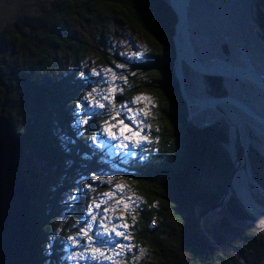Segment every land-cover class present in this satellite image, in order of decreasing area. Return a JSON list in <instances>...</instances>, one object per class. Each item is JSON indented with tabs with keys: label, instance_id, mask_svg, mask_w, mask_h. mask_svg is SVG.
Wrapping results in <instances>:
<instances>
[{
	"label": "trees",
	"instance_id": "trees-1",
	"mask_svg": "<svg viewBox=\"0 0 264 264\" xmlns=\"http://www.w3.org/2000/svg\"><path fill=\"white\" fill-rule=\"evenodd\" d=\"M256 5L264 32V0ZM176 23V14L163 0H0V112L26 140L22 169L30 187L33 236L25 264H66L59 257L63 238L53 237L59 228L55 220L67 211L63 195L79 176L110 171L105 153L90 143L89 133L80 135L72 114L82 91L90 88L79 65L87 53L99 51L90 35L104 44L113 31L117 35L124 30L151 45L145 58L132 63V72L143 79L133 77V90L126 93L153 92L162 120L158 148L119 172L142 198L130 231L151 255L146 264H264V234L234 198L216 209L218 225L204 224L216 245L200 232L203 213L219 208L224 199L234 163L228 131L188 125L187 104L174 73ZM224 52L228 54L226 47ZM99 56L111 63L107 52L99 51ZM112 59L124 62L117 54ZM62 60L70 62L68 70ZM207 84L213 97L227 95L222 78H207ZM250 152L254 179L264 189V160L253 148ZM82 208L79 203L74 216Z\"/></svg>",
	"mask_w": 264,
	"mask_h": 264
},
{
	"label": "rangeland",
	"instance_id": "rangeland-1",
	"mask_svg": "<svg viewBox=\"0 0 264 264\" xmlns=\"http://www.w3.org/2000/svg\"><path fill=\"white\" fill-rule=\"evenodd\" d=\"M208 7H212L211 0L208 3ZM204 21L207 22V20ZM113 33L114 31L112 32V36L105 39L104 44L94 34L90 35L89 38V41L98 47L99 51L108 53L111 61L110 64L106 63L99 56V51H97V55L94 51H91L83 57L79 65L82 79L88 82L90 88L88 92L82 91V100L77 104L72 118L77 122L75 126L80 130V135L89 133L90 143L105 153V161L110 171L86 173L79 176L75 185L63 195L62 204H64L67 211H64L61 214L62 217L55 220L59 224V228L53 237L62 236L63 238L61 242L62 252L59 257L66 261V264H146V262L152 260L147 248L141 247L134 242L130 231V221L135 219V214L142 203V198L136 186L123 175L119 174L120 171L126 169L125 164L137 158L147 157L151 152L156 150L161 139L162 120L157 115L159 114L157 96L147 90L138 94L126 93L133 90L130 83L133 77H137L139 80L143 79L141 75H136L132 72V63L135 62V59L140 61L145 58L144 56L150 50L151 45L148 39L130 30L121 31L117 35ZM205 43L210 49H214L212 39ZM221 48L222 46L218 50L221 51ZM227 52L229 53L228 49ZM115 54L122 58L124 62H116L112 59V56ZM258 58L264 63L262 54H259ZM62 64L67 67V70L69 69L70 62L65 64L62 60ZM184 69L189 87L190 84L195 87L196 77L194 76V71L186 66ZM202 81L209 95H215V92L208 88L207 77L203 76ZM223 88L227 95L229 92L231 94L235 93V88L231 84H228L225 79H223ZM116 94L126 95L123 102H115L114 97ZM100 104H103L104 107H99ZM136 113H140L137 116V120L143 121L141 127L144 128L143 135L146 136V139H138L131 133H126V135L130 136V140H109L106 132L108 124L112 123L116 124L117 127H121L118 121L123 120L125 124L132 125V121L127 119V117ZM5 115L8 116L7 114ZM13 115L15 118L19 117L15 113ZM113 117H116V119H113ZM94 119H96L95 126L91 128V123ZM85 120H87V123H84ZM20 123L23 124L22 122ZM23 126L19 125V130L23 131ZM132 126L135 127V125ZM214 126L223 127L228 131L230 153L233 157L230 125L226 120H222ZM89 127L90 129H88ZM113 131H116V129H113ZM101 141L105 143H101ZM259 144V138L254 137L250 149L253 148L258 158L264 160V155L262 154V156L257 149ZM111 145L120 146L113 148ZM123 145L128 146L124 147ZM248 158L250 161V156ZM250 168L254 177L251 161ZM79 183H81L80 188L78 187ZM249 189L254 199V208L264 213V195L254 187L251 177ZM114 191L115 195L113 196ZM82 196H85V198H82ZM100 201H104V203L101 204L100 208H95V203ZM125 202H127V208H125ZM79 203L83 206V212L78 216H74L73 209H76ZM218 211L214 210L209 213H203L205 214L203 228L206 223L210 227L218 225L220 215ZM92 216H95V220L92 219ZM85 221L87 222L85 223ZM105 225L107 228L104 227ZM114 225H127V229L117 227L116 230L124 233L128 238L124 239L122 236H116L112 232ZM253 225L258 233L264 234V222L259 220L257 222L253 221ZM64 227L65 229L63 230ZM85 232H87V235H85ZM96 232L101 234L107 232L109 234L108 238L112 239L114 243L110 245L104 244L103 246L99 245L96 243L97 237L94 235ZM53 242L54 240L51 238L47 245V251L50 253L52 252ZM119 244H123L125 247L121 249L118 246ZM231 249L234 250V253L238 257H241V253L237 249H234V247H231ZM117 252H119V255L116 254ZM243 259L242 257L241 261L245 263V259Z\"/></svg>",
	"mask_w": 264,
	"mask_h": 264
},
{
	"label": "water",
	"instance_id": "water-1",
	"mask_svg": "<svg viewBox=\"0 0 264 264\" xmlns=\"http://www.w3.org/2000/svg\"><path fill=\"white\" fill-rule=\"evenodd\" d=\"M163 1L172 8L177 16L173 38L176 48L174 73L179 81L182 97L187 104L189 127L195 130H204L214 126L215 124L195 122V118L206 110H214L223 116L246 117L264 129V73L250 52V49L255 48L254 44L260 46L264 51V32L257 18L255 0L249 2L223 0L222 2L224 12L220 33L225 40L228 54L232 53L230 45H234L236 51L234 60L227 57L224 51H222L221 57L204 59L205 53L201 48L199 35L194 30V19L202 9L207 10L206 1L210 0ZM211 13L218 16L219 8ZM185 66L207 78L221 77L233 83L253 88L259 95V99L252 96V100L261 105L262 110L253 106L248 100L231 95L230 92L227 96L219 98L213 96L209 98L190 97L185 86ZM124 99V94H116L114 97L116 103H121ZM25 146V138L12 125L11 120L2 110L0 112V264H25V254L32 241L30 187L22 169ZM234 146L235 158H231L229 154L232 162L234 164L243 162L245 155L239 139H236ZM246 161L248 163V156H246ZM234 173L229 179L228 191L224 199L219 208L216 207L215 210L222 209L233 198L244 208L233 191ZM248 174L253 180L254 187L264 195V189L255 181L250 166ZM204 217L205 214L199 222L200 232L210 243L216 245L203 228ZM241 262L243 263V261Z\"/></svg>",
	"mask_w": 264,
	"mask_h": 264
},
{
	"label": "bare ground",
	"instance_id": "bare-ground-1",
	"mask_svg": "<svg viewBox=\"0 0 264 264\" xmlns=\"http://www.w3.org/2000/svg\"><path fill=\"white\" fill-rule=\"evenodd\" d=\"M249 2L250 0H243ZM210 1H206V5L208 7V3ZM223 0H211L212 7H208L207 10L202 9L197 13L194 19V30L197 31L201 48L205 53L204 59L208 60L213 57H221L223 55L222 51H224L223 47H226L225 40L223 35L220 33V26L222 25L223 20V12L224 8L222 6ZM219 8L220 14L218 16H214L211 12L215 9ZM209 9V10H208ZM207 20V23L206 21ZM212 39V44L214 49H210L209 46L205 42ZM222 46L221 51L218 48ZM254 49H250L253 59L262 72L264 73V63L258 58L259 54H262L264 57L263 49L254 44ZM231 54H226L231 60L236 59V51L234 45H230ZM259 54H258V52ZM185 74V69H184ZM195 78V87L188 83L187 75L185 74V86L190 97H202L209 98L211 97L206 90V87L203 84L202 75H199L194 72ZM202 76V77H201ZM228 84H231L235 88V93L231 94L238 98H242L248 100L253 106L262 110L261 105H258L255 101L252 100V96L256 99H259V95L253 88L247 86H242L237 83H233L231 81L225 80ZM191 88V89H190ZM192 90V91H191ZM222 120H226L231 127L232 137H231V147L232 154L235 158V141L239 139L241 142V146L243 148V152L245 155L244 161L235 164V173L232 179V187L236 196L241 201L244 208L251 214L252 217L257 220L264 222V215H262L259 211L254 208V199L249 189L250 184V175L248 174V169L250 166V161H246V156L250 155V146H252V141L254 137L259 138L260 144L257 146L258 151L261 155H264V129L259 127V124L256 122L246 118V117H234L232 115L223 116L221 113L216 112L214 110H206L204 113L200 114L195 118L196 123L203 124H217ZM251 134V136H250ZM255 146V147H256ZM262 155V156H263ZM264 157V156H263Z\"/></svg>",
	"mask_w": 264,
	"mask_h": 264
},
{
	"label": "snow or ice",
	"instance_id": "snow-or-ice-1",
	"mask_svg": "<svg viewBox=\"0 0 264 264\" xmlns=\"http://www.w3.org/2000/svg\"><path fill=\"white\" fill-rule=\"evenodd\" d=\"M99 107L103 108L104 105L100 104ZM119 115V114H117ZM140 113H136L130 117H127V119L132 121V125H135L133 127L132 125L125 124L123 120H119L118 124L121 125V127H117L116 124L109 123L108 127L106 129L107 135L109 137V140H130V136L126 135V133H131L133 136L137 137L138 139H146V136L143 135L144 133V128L141 127L143 125V121H138L137 116H139ZM113 119H116V117H113ZM84 123H87V120L84 121ZM113 129H116V131H113ZM101 143H105L104 141H101ZM106 146H108L106 144ZM120 145H111V147L116 148L119 147ZM124 147H127L128 145H123ZM91 187V185H89ZM113 196L115 195V191L112 194ZM104 203V201H100L98 203H95L94 207L95 208H100L101 204ZM125 208H127V202H125ZM91 215V213H89ZM92 219L95 220V216H92ZM120 219V218H117ZM87 221H85L86 223ZM107 228V226H104ZM117 227H124L127 229V225H114L112 228V232L115 233L116 236H122L124 239H127L128 237L122 233L116 230ZM85 235H87V232H85ZM97 237L96 243L99 245L103 246L104 244H112L114 241L112 239H109L108 236L109 234L106 232L105 234H101L99 232H96L94 234ZM121 249H123L125 246L123 244L118 245ZM119 255V252L116 253ZM95 259V257H93Z\"/></svg>",
	"mask_w": 264,
	"mask_h": 264
}]
</instances>
